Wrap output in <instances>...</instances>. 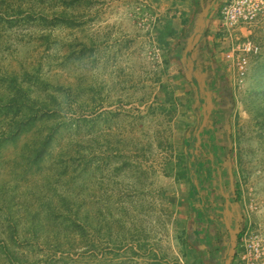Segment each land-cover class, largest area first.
<instances>
[{
  "label": "rangeland",
  "instance_id": "1",
  "mask_svg": "<svg viewBox=\"0 0 264 264\" xmlns=\"http://www.w3.org/2000/svg\"><path fill=\"white\" fill-rule=\"evenodd\" d=\"M206 1L0 0V134L29 107L38 110L26 131L0 142V239L9 241L7 221L30 217L25 206L45 217L39 208L51 202L76 210L82 226L80 234L70 226L56 233L59 264H209L189 226L181 174L198 103L178 44ZM222 4L204 27L214 49ZM168 21L176 31L169 49L159 40ZM252 33L260 51L244 83L233 80L223 137L243 208L264 227V28ZM215 60L225 81L226 63ZM20 85L29 105L14 121L8 101ZM50 129L34 163L32 146Z\"/></svg>",
  "mask_w": 264,
  "mask_h": 264
},
{
  "label": "flooded vegetation",
  "instance_id": "2",
  "mask_svg": "<svg viewBox=\"0 0 264 264\" xmlns=\"http://www.w3.org/2000/svg\"><path fill=\"white\" fill-rule=\"evenodd\" d=\"M210 2H207L206 5L210 4ZM197 75L196 79L200 81ZM212 81H209V87L205 82L204 88L199 92V99L202 98V101L207 97L206 90L214 88ZM206 109L208 110V108ZM197 110L199 109L197 108ZM211 115H214V113ZM203 116L206 120L207 118L209 119L208 122H205L203 130L206 133H213V125L211 124H215V117L208 116L206 113ZM196 117L197 115L195 119ZM225 125L226 123L223 121L217 129H220L222 137L227 131ZM206 127H210L211 131ZM194 129L196 128L193 126ZM197 131L195 132L194 130V133L197 134ZM200 136L204 137L205 135L200 134ZM196 143L194 146L197 148L195 171H192L189 164V159L193 160L194 158H190L188 154L187 172H181L182 178H186L189 182L187 192V200L190 207L189 226L193 227L192 229L195 231V235H193L198 240L199 253H202V256L209 264H224L225 258L228 257L231 248V230H234L236 245L233 258L230 262V264H234L238 237L244 224V210L236 191L233 179L234 173L230 170V166L226 161L227 149L225 148L228 144L225 138L222 141H218V143L213 139L208 144L203 141L197 146ZM209 147L213 150L215 148L219 150L217 152L210 151L208 150ZM213 153L216 154L214 158L212 157Z\"/></svg>",
  "mask_w": 264,
  "mask_h": 264
},
{
  "label": "trees",
  "instance_id": "3",
  "mask_svg": "<svg viewBox=\"0 0 264 264\" xmlns=\"http://www.w3.org/2000/svg\"><path fill=\"white\" fill-rule=\"evenodd\" d=\"M175 32V28L172 27L170 21L164 24L159 34V40L161 41V45H163L164 48L169 49V38H171L172 34H175ZM178 44L180 45L181 43L179 42ZM169 51L170 50H168V52ZM187 59L191 60L190 54L187 55ZM196 65L197 64L195 61L189 63V61L187 60V73H189L190 83L192 84L193 91L196 93L195 99L201 111L204 107V101H202V98H198L199 92L202 90V88H204V86H202L201 82L196 79ZM13 81L15 82V79H13ZM29 81L32 80L30 79ZM16 86L17 83L15 82V87ZM16 90L17 92H15L14 95L8 101L9 110H16L14 111V115L12 116V119H14V121L16 117L15 115L17 114L18 110H21L19 107H21L23 110L27 109V106L29 105L27 102L28 100L26 99V87L24 88L20 85L17 87ZM32 107H29L31 110H27L28 113L25 115V117H23L24 113L22 112L20 115L21 119L17 120L16 123L13 121L14 125L9 128L4 135L2 133L0 134V142L7 140L14 141L18 135L27 130L25 129L26 125H28L30 122H32V124L35 123V120L37 119L38 110H32ZM199 120L200 122L198 123L196 129H194L195 132L199 130L200 127H204L202 126V122L206 119L204 118L203 114L199 115ZM194 130H191L192 134L188 138V142L186 144L187 146L185 148L187 154L190 155L189 157L194 158L193 160L189 159V164L193 172L196 169L195 161L197 152V148L194 146L195 142L200 139L197 138L198 134L194 133ZM52 133V129L48 130L45 135H42L41 140L38 141V145L32 146V150L29 154L32 157V161L34 163H37L38 161H41L43 159L44 155L46 154V147L52 138ZM44 206L45 208L39 209L46 213L45 217H39L40 214L36 210H34V212L32 210H29L27 212L28 207L25 206V208H23V211L24 213H27L28 216H30L27 220H20V223L18 225H16L15 219H10L9 222L6 220L7 225H3L2 230L7 233L9 241H6L5 239H0V257L6 258V261L9 264H59L60 262L64 261L65 258L61 255L62 253H57L55 249V247H61V242H53L54 238H58L56 233H59L60 229L67 231L68 226L72 227V229H74V232L76 231L79 234L82 233V226L80 224V220H78L79 216L76 210L73 211L70 206H67L65 207L66 213H62L61 209L59 207L52 206L51 202H48ZM16 211L19 210L17 209ZM13 215H10L11 218ZM31 216H34L35 218L31 219ZM44 219H46V221H44ZM46 223L51 224L49 226H46ZM52 235L53 237H50ZM59 244L60 247L58 246ZM44 249L45 253L41 254V256H35L36 253H38V250L39 252H41ZM30 252L33 254V257L28 256ZM154 264L167 263L155 262Z\"/></svg>",
  "mask_w": 264,
  "mask_h": 264
},
{
  "label": "built area",
  "instance_id": "4",
  "mask_svg": "<svg viewBox=\"0 0 264 264\" xmlns=\"http://www.w3.org/2000/svg\"><path fill=\"white\" fill-rule=\"evenodd\" d=\"M224 57L232 67L236 85L244 83L253 56L259 45L251 35L264 28V0H223L218 16ZM243 30L247 32L243 34ZM245 209V210H244ZM244 224L238 237L234 264H264V227L252 217V208L245 206Z\"/></svg>",
  "mask_w": 264,
  "mask_h": 264
},
{
  "label": "crops",
  "instance_id": "5",
  "mask_svg": "<svg viewBox=\"0 0 264 264\" xmlns=\"http://www.w3.org/2000/svg\"><path fill=\"white\" fill-rule=\"evenodd\" d=\"M210 4L205 5L203 8L207 7ZM202 11L203 9H200V12L197 15L195 14V20H194L195 25H197L198 18H201L200 16L202 15ZM205 18H208V17H205ZM172 27L175 28L174 26ZM186 33L188 34L186 35ZM205 33L206 31L204 28L200 30L199 32H196L194 28L186 29L185 27L181 31H179V34H178L179 36L180 35L182 36L184 34L187 36L184 39V41L181 42V44L179 45L180 51L183 53L182 55L184 56V59H185L183 60V62L185 61L184 65L185 63H187V60L189 61V63L193 61L196 62L197 64L196 71L198 70L200 72V75H201L200 82L202 86H205V82L208 79L206 77L207 75L210 80H213L212 82H213L214 88L210 90L209 89L206 90L207 97L206 99H204L203 110L200 111V108L198 106L199 110L196 111L197 117L195 119L194 127L195 128L197 127V123L199 122V115L206 113L208 116H212L213 118L215 117V124L213 123L211 124L213 125L214 132H213V135L208 134L203 130L205 127H200L199 130L197 131V134L201 133L205 136L204 137L199 136L200 139L197 141L196 145H199L203 141L206 144H208V142H210L211 139H213L216 143H218V141H222V139L224 138L222 137V134H220V131H219L220 129L219 130L217 129L221 126V122L225 120H227L226 124L229 126L231 117H229V120H228L225 114L229 113V116H231L230 114L232 110H234V106H235V85L233 81L234 73H233L232 67L229 65L227 60L224 58V51H225L224 46L226 44H224L219 39V34H217L218 37L216 36L217 38L215 39V41L217 42L216 44L217 48L216 49L210 48L211 47L210 44L204 40ZM246 33L247 32L243 30V34H246ZM217 49H218V52L215 53ZM189 54H190L191 60L187 59V55ZM215 59L220 60V62L224 61L226 63L225 68H227V71L230 74H226L225 81H224V77H221L224 75L223 74L224 71H222L221 67L223 68L224 66L222 64H221L222 65L221 67L217 66L219 64H217ZM220 74L222 75L220 76ZM201 77H203V79ZM204 77L206 78L205 80H204ZM211 98L214 102L211 100ZM206 108H208V110ZM212 113H214V115H211ZM208 121H209L208 118L207 120L203 121L202 126H205V122H208ZM206 128L211 131L210 127H206ZM231 233H232V241H233L234 237H236L234 235L235 231L231 230Z\"/></svg>",
  "mask_w": 264,
  "mask_h": 264
},
{
  "label": "water",
  "instance_id": "6",
  "mask_svg": "<svg viewBox=\"0 0 264 264\" xmlns=\"http://www.w3.org/2000/svg\"><path fill=\"white\" fill-rule=\"evenodd\" d=\"M218 1L219 0H212L210 5L203 8L202 15L201 16L199 15L201 18H198V21H197V25H196V29H195L196 32H199L204 27H206V24H207L209 18H205V17H207V15H209V17H210L213 14V12L215 11V9L218 6ZM210 8H211V10H210ZM235 239H236V237H234V239L231 243L230 252L228 254V257L225 259L224 264H230V262L233 258L234 251H235V245H236Z\"/></svg>",
  "mask_w": 264,
  "mask_h": 264
}]
</instances>
